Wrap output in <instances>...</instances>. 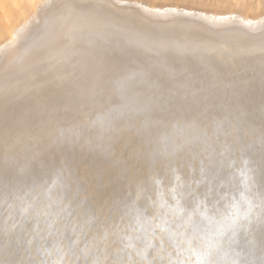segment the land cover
Masks as SVG:
<instances>
[{
    "label": "bare ground",
    "instance_id": "obj_1",
    "mask_svg": "<svg viewBox=\"0 0 264 264\" xmlns=\"http://www.w3.org/2000/svg\"><path fill=\"white\" fill-rule=\"evenodd\" d=\"M2 39L0 264H22L17 246L29 239L36 243L42 237L52 247L44 226L48 219L56 235L48 260L41 255L23 264H71L74 258L57 250L66 252L73 241L78 264H85L86 244L88 264L105 254L110 262L124 256L129 236L134 264L152 262L155 250L146 241L160 244L161 238L168 251L160 256L162 263L156 256L152 264H168L169 256L176 259L170 235L178 225L187 235L195 231L193 248L213 245L212 258L224 254L226 264L259 251L264 15L206 17L126 0H0ZM212 130L224 146L212 158L214 166L204 153L215 149L201 143L212 138ZM149 179L154 196L146 191ZM128 197L136 198L132 207L138 198L149 207L143 206L148 215L137 218L138 238L132 214L123 213L118 230L105 225L108 217L101 212L103 204L112 209L114 201ZM249 201L255 206L252 224L245 227ZM152 204L154 213L172 216L159 227L162 232H156ZM85 213L97 229L95 240L87 235ZM229 216L243 220L233 226L246 237L238 246L233 227L224 225ZM37 232L41 236L33 239ZM142 236L144 242L137 244ZM141 251L146 257L137 254ZM189 256L196 264L191 253L182 258Z\"/></svg>",
    "mask_w": 264,
    "mask_h": 264
},
{
    "label": "rangeland",
    "instance_id": "obj_2",
    "mask_svg": "<svg viewBox=\"0 0 264 264\" xmlns=\"http://www.w3.org/2000/svg\"><path fill=\"white\" fill-rule=\"evenodd\" d=\"M126 1H130V2H133V3H138V4H141V5H143V6H147V7H152L153 9H155V10H157V11H167V12H170V11H180V10H183V11H187L188 13L189 12H192L193 14H195V15H198V16H213V17H216V16H221V17H224V16H226V17H228V16H230V15H234V14H238L239 12H241V15H243V18L244 17H248V18H251V17H258L259 15L260 16H262V15H264V0H237V1H233V0H126ZM148 3H149V5H148ZM168 6V7H167ZM167 8V9H166ZM196 9V10H195ZM236 11H239L238 13L236 12ZM218 13V14H217ZM252 15V16H251ZM18 22V23H17ZM16 23L18 24V26L17 25H15V27L16 28H14V29H16L17 30V28L19 29V24H20V22L19 21H17ZM6 42V40L4 41L3 39L0 41V43H1V45L2 44H4ZM0 45V46H1ZM214 132H216V131H213L212 130V132H210V134L211 135H209V136H211L212 138V140L208 137H205V139L203 138V140L205 141H202L201 140V143L203 144V146H205L206 147V149H215L214 151L213 150H210V151H208V150H206L205 151V153H204V156H205V160L206 161H208V163L210 164V165H212V166H214L215 165V162H214V159L212 160V158H214V157H216V154H217V151H224L223 149H224V146L222 145V147H221V145H220V141L218 140V139H220V134L219 133H215L214 134ZM213 133V134H212ZM214 135V136H213ZM213 137H215V138H213ZM218 137V138H217ZM214 139V140H213ZM211 140V141H210ZM217 140H218V142H217ZM211 142V143H209V142ZM214 141V142H213ZM217 142V143H216ZM208 145H207V144ZM209 144H210V146H209ZM212 144H216L215 146L214 145H212ZM220 145V146H219ZM211 146H212V148H211ZM216 146L219 148H216ZM221 148H222V150H221ZM217 149V150H216ZM213 153H215V154H213ZM209 153H211V155L209 154ZM205 154H207V155H205ZM213 154V155H212ZM215 155V156H214ZM213 156V157H212ZM207 158V159H206ZM212 161H213V163H212ZM148 168H151V166H148ZM213 171V170H212ZM165 175L167 174L166 172V169H165ZM167 176H169V174H167L166 175V177ZM166 177H165V179H166ZM169 178L167 177V179L166 180H168ZM169 181V180H168ZM154 181L152 180V179H149V183L146 185V191H147V193L148 192H150V196H154L155 195V193H154V188H153V186L155 185V183H153ZM152 183V184H151ZM152 185V186H151ZM151 188V189H150ZM149 194V193H148ZM119 197L121 198V197H123V196H120L119 195ZM135 199L136 198H134L133 200H132V198L131 197H128V199H123V200H121V199H117L116 201H114V204H113V207H115V208H112V209H116L117 207H118V205H119V208H117V209H119V211H118V213H119V216L121 215L120 214V211L122 210L123 211V213H125V215L127 216V215H130V214H132V216H133V218H131V225H133V223H134V227H133V235H134V237H135V234H136V237L135 238H138V236H139V229L137 228V218L138 217H140V216H142L143 215V213H145L146 211L148 212L149 211V209L147 210V208H149L148 206H146L145 204H147V203H145L146 202V199L145 198H143V200L142 199H140V198H138L137 199V203H138V205L136 204H134L135 206H133V207H135V209H134V211H132V202L133 201H135ZM124 200L126 201L125 202V204L123 203L124 202ZM121 201H122V203H121ZM131 202V203H130ZM140 202H144L143 203V205H142V203H141V205H140ZM120 203V204H119ZM116 204V205H115ZM125 206H124V205ZM129 204H131V205H129ZM105 205L107 206V207H105ZM122 207H121V206ZM117 206V207H116ZM143 206H146L147 208H145V207H143ZM101 207V212H102V215L106 218V217H109V209H110V205L107 203V204H103L102 206H100ZM142 208L143 207V211H141V210H139V209H137V208ZM103 208H104V210H103ZM121 208H123V209H121ZM150 208L152 209V211H150V213L151 214H154V216L152 217L153 218V220H155L154 222H155V224L157 225L156 226V228L158 229L159 227L160 228H163L164 229V226L166 225V223H168V221L169 220H171L172 218H170V217H172L169 213H167V212H164V211H162V210H160L159 212H155L154 213V210H155V204L153 205H151L150 206ZM150 209V210H151ZM108 210V211H107ZM139 210V211H138ZM135 212H137V215H136V213ZM142 212V213H141ZM153 212V213H152ZM108 213V214H107ZM158 213V214H157ZM162 213V214H161ZM167 213V214H166ZM107 214V215H106ZM156 214V215H155ZM91 215V214H90ZM89 215V213L86 215V213H85V216L83 215L82 216V218H83V220H85V222H86V225H88V227L86 228L87 230L89 229L90 231H88L90 234H92V235H90V234H88L87 233V235H89L88 237L90 238V240L92 239V240H95V237H94V233L97 231V229H96V227L94 228L92 225H91V219H90V216ZM164 217H163V216ZM117 216V215H116ZM115 216V217H116ZM125 216V217H126ZM131 216V217H132ZM87 217H89V218H87ZM124 217V218H125ZM159 217V218H158ZM163 219H162V218ZM169 217V218H168ZM118 218V217H117ZM158 218V219H157ZM165 218H167L166 220H164ZM108 219V218H107ZM49 220V219H48ZM47 220V221H48ZM158 220V221H157ZM160 220H161V223H160ZM167 221L166 223L165 222H163V221ZM46 223V225H44V226H46L45 228H46V230H49V231H47V233H48V235H50L51 236V238H50V236H49V238L51 239V246L53 247L54 245H55V241H56V235H55V233L52 231V232H50V228L49 227H51V225H52V223H51V221L49 220L48 222L46 221V220H44ZM51 223V224H50ZM90 223V224H89ZM160 223V224H159ZM47 224H49V226L47 225ZM162 224V225H161ZM65 225H67V224H65V222H64V229H65ZM161 225V226H160ZM49 228V229H48ZM159 228V229H160ZM92 229H93V231L94 232H91L92 231ZM95 229V230H94ZM156 229V232H158V231H160V232H162V230L160 229H158L157 230ZM61 230V229H60ZM137 231V232H136ZM147 232V231H146ZM65 233L67 234V231H65ZM64 233V230H61L60 231V234H65ZM65 234V235H66ZM70 234V233H69ZM47 235V236H48ZM71 235V234H70ZM76 235V233L75 234H73V236H75ZM68 236V235H67ZM52 237H55L54 238V240H52L53 238ZM65 237V236H64ZM63 237V238H64ZM72 237V236H71ZM244 238H242L243 239V241L245 240L246 241V237H245V235L243 236ZM141 240L142 239H144V237L142 236L141 238H140ZM66 240V239H65ZM124 240H126L125 238H124ZM128 240V239H127ZM136 241H137V239H136ZM141 242H144V241H141ZM67 243V242H66ZM68 244V243H67ZM128 244V243H127ZM127 244H124V245H126L127 246ZM137 244H139V242L137 241ZM165 244V243H164ZM171 244V243H170ZM123 245V246H124ZM126 246H124V248L126 249V252H130V249L128 248H126ZM165 246H167V245H165ZM170 246V245H169ZM51 247V248H52ZM171 247V246H170ZM123 259L125 260H127L128 259V257L123 253ZM77 256H78V253H77ZM126 256V258H124ZM71 257V256H70ZM212 258V257H211ZM215 258H217V256L215 257V255H214V257L212 258L213 260L215 259ZM78 260H79V258H78ZM125 260V261H126ZM153 260H155L154 258H153ZM153 260H152V262H153ZM155 262V261H154Z\"/></svg>",
    "mask_w": 264,
    "mask_h": 264
},
{
    "label": "snow or ice",
    "instance_id": "obj_3",
    "mask_svg": "<svg viewBox=\"0 0 264 264\" xmlns=\"http://www.w3.org/2000/svg\"><path fill=\"white\" fill-rule=\"evenodd\" d=\"M214 186L212 188H209V192H214ZM259 205L258 207L260 208V216H259V220H260V224H261V234H262V243L260 246L259 251L257 252L256 250H251L248 252V259L246 260H231L229 262V264H264V192H261L259 194ZM179 202H177L178 205ZM249 206H248V210L247 212L244 213L243 218L248 220V224L245 225V227H249L252 224V220L250 219L251 213H252V209L255 205L252 204L251 201L248 202ZM235 202H233L230 207L235 208ZM29 207H31V205H29ZM27 210V209H25ZM119 209H109V217L107 220L104 221L106 226H111L115 229L118 230H123L122 226L124 225L125 221H124V214L123 211L121 210V215L117 218L114 216V212L117 211ZM178 211V208H173L172 212L173 215L176 214V212ZM48 215H52L51 212L47 213ZM58 215V214H57ZM72 215V213H69V217ZM239 214L237 213V216ZM228 219L231 220L232 225H235L236 223V218L233 216H229ZM166 223V221H164ZM187 223L191 224L192 223V219H191V215L188 216L187 219ZM129 227H131V225H129ZM181 228H183L182 225H178L177 226V230L175 232H172L170 235V238L173 241V244L175 246L176 249V259L173 260L171 258V256H169L168 259V264H192V260L191 257H186V258H182L184 256V253H191L192 255L196 256V264H216V262L211 259L212 255H213V245H208L206 247H203V250H199L196 248H193V240L197 239V236L195 234V231H193L192 235H187V229L184 228V230H181ZM41 234L39 232H37L35 234V236L33 237V239H35L36 237H40ZM42 238V237H41ZM121 239H124L123 237H121ZM75 243L76 242H70L68 244L67 247V251L65 252L63 249H58L57 253L58 255H60L61 257H63L64 255H69L71 257H73V261L71 262V264H78V256H77V250L75 248ZM147 243V247H152V243L151 241H146ZM185 245H187V247H185ZM98 247V245H97ZM127 248H132L133 244H132V237L129 236L128 237V244L126 246ZM91 251V247L89 245L86 244L85 249L83 250L82 254L85 256V264H88L87 261V256L89 254V252ZM158 253H162L165 251L164 249V240L163 238H161L160 240V247L157 250ZM121 252L124 253L125 255H127L128 260H127V264H134V262L132 261V255L130 252H126L125 249H121ZM138 255H141L142 257H146L147 253L146 251H141L137 253ZM4 264H11L10 261H5ZM36 264H47L46 261H39L36 262ZM54 264H61V260H57L54 262ZM92 264H126L125 260L123 259V256H118L117 259L112 260L110 262L107 261V256L105 254V259L101 260L99 257L95 258L92 261ZM148 264H152L151 261L148 262Z\"/></svg>",
    "mask_w": 264,
    "mask_h": 264
},
{
    "label": "water",
    "instance_id": "obj_4",
    "mask_svg": "<svg viewBox=\"0 0 264 264\" xmlns=\"http://www.w3.org/2000/svg\"><path fill=\"white\" fill-rule=\"evenodd\" d=\"M115 214L117 215V217L119 216V213L117 212V211H115ZM144 214H147L148 215V213L147 212H145V213H143V215ZM115 215V216H116ZM241 215V214H240ZM142 217V216H141ZM142 219V218H141ZM243 224V220L241 219V217L239 216L238 217V219H237V222H236V224L235 225H232V222L230 221V219H227L226 220V222H224V225L225 226H229V227H233V226H235V227H238V226H241ZM235 227H233V230H232V234L236 237V243H237V246H238V244H240L241 242H242V238H243V236H244V232H242V234L240 233V232H237V228L236 229H234ZM141 228V227H140ZM210 233H211V230H207V231H205L204 232V234H205V236H209L210 235ZM240 233V234H239ZM234 236H233V238H234ZM41 239L42 238H39V241L38 240H36V241H38V242H36V243H33L32 241H34V240H32V239H29L28 240V243H26L25 245L27 246V247H24V246H22L21 244L19 245V246H17L18 247V255H19V260H18V263L19 262H21L22 264H23V262L25 261V263L26 262H29V261H34V260H40L41 258V255H42V259H47L48 257H47V254L48 253H50V248L51 247H49L50 246V244H49V241H41ZM22 240V239H21ZM140 238H139V244H140ZM44 243H46V246H47V252L44 250L45 248H44ZM31 246H33V247H31ZM45 246V247H46ZM237 246H236V248H237ZM48 247H49V249H48ZM159 247H160V244H158L157 242H153V246H152V248L155 250V254H154V258H157L156 256H158V258H159V260H160V256H162L163 255V252L162 253H158V249H159ZM240 247V246H239ZM164 249H165V251H168L167 250V247L164 245ZM225 251V250H224ZM223 251V252H224ZM43 253V254H42ZM225 253V252H224ZM224 254H222L221 256L219 255L214 261L216 262V264H226L225 263V261H224V259H226V258H224ZM24 260V261H23ZM48 260V259H47ZM159 262H161L162 263V261L160 260ZM24 263V264H25ZM153 263H155V262H153Z\"/></svg>",
    "mask_w": 264,
    "mask_h": 264
}]
</instances>
